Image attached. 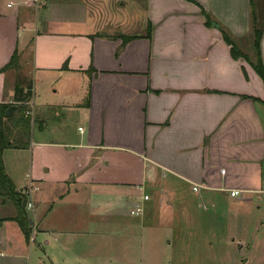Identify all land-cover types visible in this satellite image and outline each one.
Segmentation results:
<instances>
[{"label":"crops","instance_id":"obj_1","mask_svg":"<svg viewBox=\"0 0 264 264\" xmlns=\"http://www.w3.org/2000/svg\"><path fill=\"white\" fill-rule=\"evenodd\" d=\"M218 25L256 61L234 59ZM254 41L251 0H0V104L16 105L17 84H31L33 118L28 148L3 160L35 207L27 242L0 196V264H31L35 250L42 264H95L97 254L106 264L112 233L129 228L140 260L157 263L145 251L144 233L156 240L148 216L175 225L167 262L264 264L255 231L241 238L235 219L264 211ZM260 50L264 65V32ZM15 52L17 68L1 72Z\"/></svg>","mask_w":264,"mask_h":264},{"label":"trees","instance_id":"obj_2","mask_svg":"<svg viewBox=\"0 0 264 264\" xmlns=\"http://www.w3.org/2000/svg\"><path fill=\"white\" fill-rule=\"evenodd\" d=\"M252 5V1H251ZM261 15H259L255 10L252 9V30L255 37V50L257 52V62L256 64H252L254 70L261 78L264 83V65L261 58V39L264 32V21ZM212 22L208 20L207 25L211 26ZM219 30L222 32L225 41L232 46L231 52L232 57L236 60L239 58H246L249 62V58L244 52L236 45L235 41L232 37H230L229 33L226 29L222 28L218 25ZM150 31V28H149ZM150 36V32L148 33ZM125 39L124 41H127ZM19 64V55L17 52L12 56L9 63L1 70L4 72L11 68H17ZM26 90V91H25ZM32 97V85L29 84L28 87L23 88L20 87V84H17L15 88V100L17 102L16 105L9 104H0V196L9 199L17 209V217L15 218L21 227L25 239L27 242L30 241L32 235V226L29 220V215L26 212V197L21 192H17L15 185L12 180L8 177L3 154L5 150L8 149H20V148H28V144L25 143V139L30 138L31 129H32V121L33 118L30 114L29 107L27 102L30 101ZM13 106L18 107L17 114L19 118L17 121L15 120L14 127L19 130V135L14 138L13 131L10 128L9 122L13 121V117L7 116V110Z\"/></svg>","mask_w":264,"mask_h":264},{"label":"rangeland","instance_id":"obj_3","mask_svg":"<svg viewBox=\"0 0 264 264\" xmlns=\"http://www.w3.org/2000/svg\"><path fill=\"white\" fill-rule=\"evenodd\" d=\"M251 1H252L251 10L253 9L259 15H261L262 19L260 20L264 21V0H251ZM239 47H241L242 51H245L246 54L247 52H249L248 54H249L250 59L252 60L254 59L256 61V55L253 54L254 51L252 49V46H251V49L250 48L248 49L246 45L241 43ZM39 91H40V88H38V92ZM53 118H55L54 115H53ZM26 202H28V199H26ZM26 206H27V203H26ZM152 218H149L148 216L147 218H145L144 222H145V226H151V227L154 226V228H156V229L154 228L151 229L155 233L153 232L148 233L149 235H156L155 246L150 245V243H147L148 237H146V232H145L144 233L145 251L146 249H149V255L156 256L155 260L158 262L152 263L148 260L146 262L140 260L139 243L141 242V234L140 233L136 234L135 231L131 232V230L133 229L129 228V229L123 230V232H117V233L113 232L112 233V239H111L112 244L110 248V254H108L109 253L108 249H106V261H107L106 264H179V263L167 262V261H171V259L166 258L164 254L170 253L171 249H168L167 246L163 247L162 245L163 243H165V241H167V238H171L174 235L175 225L172 224V226H170V230L166 231L163 228V226H161L163 224L160 223L158 216L154 219ZM235 219L236 221L239 222L238 224L240 225V228H241V231L239 230L238 232H236L238 236L246 240L248 238H252L251 235L255 231L256 234L253 236L254 237L253 239L257 240L256 241L258 242L257 247H260V249L262 248L260 252H264V226H263L264 225V211H261V212L258 211V212H255L253 215H249V216L241 215L240 218L236 217ZM155 220L157 221L156 223H155ZM252 229L253 231L251 233ZM176 235H177V232L175 233V236ZM234 237L238 241L237 235H235ZM31 239H32V235H31L30 241ZM219 243L217 242L215 244V248H220ZM201 250L203 253H206L205 251H210L211 249L210 247H208V249L202 248ZM212 250L215 251L217 249H212ZM236 251H239V250L236 249ZM37 255H38L37 251L36 250L33 251V258H32L31 264H42L35 260ZM39 255H41V252L39 253ZM98 256H100V254L96 255L95 264H105L102 261H99V259L97 258ZM163 258L165 260H163ZM218 259L222 260V258H218ZM185 264H224V263L214 261L213 259H210V258L207 259V256H196V255L194 256L193 254L191 258L188 257L187 263Z\"/></svg>","mask_w":264,"mask_h":264},{"label":"built area","instance_id":"obj_4","mask_svg":"<svg viewBox=\"0 0 264 264\" xmlns=\"http://www.w3.org/2000/svg\"><path fill=\"white\" fill-rule=\"evenodd\" d=\"M32 190H33L32 187H30V189H27L25 192L28 191L27 195H31ZM194 190L196 191L197 187H195ZM233 194L237 195V193H233ZM148 200H150L149 196H145L144 201H148ZM26 208L28 211H31V212L34 211L35 207L31 200H28ZM143 213H144L143 205H138L131 211L132 216H141Z\"/></svg>","mask_w":264,"mask_h":264},{"label":"water","instance_id":"obj_5","mask_svg":"<svg viewBox=\"0 0 264 264\" xmlns=\"http://www.w3.org/2000/svg\"><path fill=\"white\" fill-rule=\"evenodd\" d=\"M17 108H18L17 106H13V107H11L10 109H8V110H7V116H8V117L11 116V115L15 112V110H16Z\"/></svg>","mask_w":264,"mask_h":264}]
</instances>
